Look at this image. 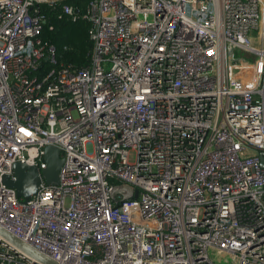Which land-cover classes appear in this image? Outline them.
<instances>
[{"label":"built area","instance_id":"built-area-1","mask_svg":"<svg viewBox=\"0 0 264 264\" xmlns=\"http://www.w3.org/2000/svg\"><path fill=\"white\" fill-rule=\"evenodd\" d=\"M65 1L0 0V227L57 264H264V0ZM44 5L88 23L86 64ZM49 143L25 201L2 176ZM0 264L43 263L0 237Z\"/></svg>","mask_w":264,"mask_h":264},{"label":"water","instance_id":"water-1","mask_svg":"<svg viewBox=\"0 0 264 264\" xmlns=\"http://www.w3.org/2000/svg\"><path fill=\"white\" fill-rule=\"evenodd\" d=\"M44 158L47 163L41 171L36 164L17 161L13 164L14 178L9 174L2 176L3 181L14 188L17 195L25 201L36 195L40 189L42 179L49 184H58L60 171L64 162L61 156V147L56 143H49L44 148ZM261 163L264 165V153L261 154ZM121 193L124 198L137 197L138 190L128 183H119L114 185L111 190V196ZM0 237L12 245L21 254L33 258L36 262L43 264H57L52 259L39 253L11 233L0 227Z\"/></svg>","mask_w":264,"mask_h":264},{"label":"trees","instance_id":"trees-1","mask_svg":"<svg viewBox=\"0 0 264 264\" xmlns=\"http://www.w3.org/2000/svg\"><path fill=\"white\" fill-rule=\"evenodd\" d=\"M90 0H66L84 11ZM42 9L48 14L49 26L43 30L42 37L54 43L57 47L60 62L74 63L76 65L86 64L91 50L89 38V25L83 19L72 20L67 17L58 16V8L44 5Z\"/></svg>","mask_w":264,"mask_h":264},{"label":"rangeland","instance_id":"rangeland-1","mask_svg":"<svg viewBox=\"0 0 264 264\" xmlns=\"http://www.w3.org/2000/svg\"><path fill=\"white\" fill-rule=\"evenodd\" d=\"M134 156H135L134 152H131L130 155H129V157H130L131 160L134 159ZM229 260L232 261L231 256H229Z\"/></svg>","mask_w":264,"mask_h":264}]
</instances>
